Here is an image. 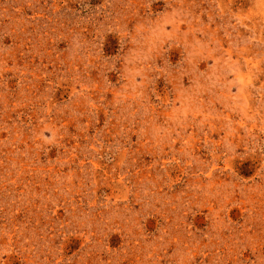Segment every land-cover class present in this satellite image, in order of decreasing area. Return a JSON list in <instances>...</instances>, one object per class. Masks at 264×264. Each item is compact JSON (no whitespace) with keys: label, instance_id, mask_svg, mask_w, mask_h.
Here are the masks:
<instances>
[{"label":"rangeland","instance_id":"374dc122","mask_svg":"<svg viewBox=\"0 0 264 264\" xmlns=\"http://www.w3.org/2000/svg\"><path fill=\"white\" fill-rule=\"evenodd\" d=\"M0 264H264V0H0Z\"/></svg>","mask_w":264,"mask_h":264}]
</instances>
